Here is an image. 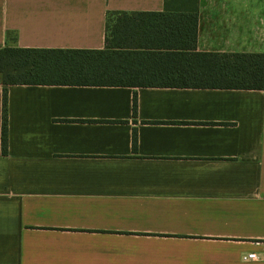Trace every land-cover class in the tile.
I'll return each instance as SVG.
<instances>
[{
    "label": "crops",
    "instance_id": "0c3cea01",
    "mask_svg": "<svg viewBox=\"0 0 264 264\" xmlns=\"http://www.w3.org/2000/svg\"><path fill=\"white\" fill-rule=\"evenodd\" d=\"M107 25L128 77L264 54V0H0V49L103 50ZM0 264H264V89L8 86Z\"/></svg>",
    "mask_w": 264,
    "mask_h": 264
},
{
    "label": "trees",
    "instance_id": "16d2710c",
    "mask_svg": "<svg viewBox=\"0 0 264 264\" xmlns=\"http://www.w3.org/2000/svg\"><path fill=\"white\" fill-rule=\"evenodd\" d=\"M107 31L103 50L23 49L7 45L0 49L1 153L7 154L8 86H167L227 90L264 89V54H197L199 73L192 79L155 80L128 77L125 63L131 58L124 50L131 48L124 29ZM194 31V30H193ZM135 76V75H134ZM138 77V74H136ZM133 116L136 97L132 99ZM136 133H132V152L136 153Z\"/></svg>",
    "mask_w": 264,
    "mask_h": 264
},
{
    "label": "built area",
    "instance_id": "2783aa9c",
    "mask_svg": "<svg viewBox=\"0 0 264 264\" xmlns=\"http://www.w3.org/2000/svg\"><path fill=\"white\" fill-rule=\"evenodd\" d=\"M257 259V256L255 254H250L244 257L245 261H254Z\"/></svg>",
    "mask_w": 264,
    "mask_h": 264
}]
</instances>
